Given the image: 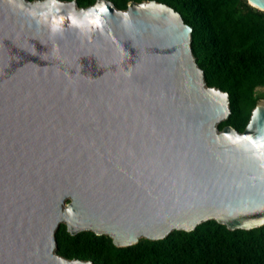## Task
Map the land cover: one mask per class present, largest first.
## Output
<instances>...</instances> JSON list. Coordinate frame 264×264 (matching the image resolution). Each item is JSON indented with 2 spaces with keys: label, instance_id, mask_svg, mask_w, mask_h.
Masks as SVG:
<instances>
[{
  "label": "water",
  "instance_id": "95a60500",
  "mask_svg": "<svg viewBox=\"0 0 264 264\" xmlns=\"http://www.w3.org/2000/svg\"><path fill=\"white\" fill-rule=\"evenodd\" d=\"M191 32L153 1L0 0V264H92L57 255L62 225L114 248L264 225V100L220 131Z\"/></svg>",
  "mask_w": 264,
  "mask_h": 264
},
{
  "label": "trees",
  "instance_id": "16d2710c",
  "mask_svg": "<svg viewBox=\"0 0 264 264\" xmlns=\"http://www.w3.org/2000/svg\"><path fill=\"white\" fill-rule=\"evenodd\" d=\"M58 1L75 2L78 9L96 2ZM106 1L118 11L131 2L153 1L179 14L192 30L191 52L204 83L228 95L229 117L218 129L231 127L243 133L257 101L264 100V12L246 0ZM55 241L58 256L92 264H264V225L229 231L207 221L192 232L175 231L159 241L142 239L127 248H114L108 237L92 233L71 237L62 225Z\"/></svg>",
  "mask_w": 264,
  "mask_h": 264
},
{
  "label": "rangeland",
  "instance_id": "374dc122",
  "mask_svg": "<svg viewBox=\"0 0 264 264\" xmlns=\"http://www.w3.org/2000/svg\"><path fill=\"white\" fill-rule=\"evenodd\" d=\"M262 92V90H260Z\"/></svg>",
  "mask_w": 264,
  "mask_h": 264
}]
</instances>
